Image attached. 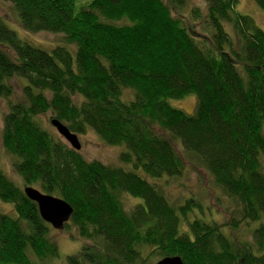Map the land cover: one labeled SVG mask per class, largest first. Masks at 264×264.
<instances>
[{"label":"trees","instance_id":"trees-1","mask_svg":"<svg viewBox=\"0 0 264 264\" xmlns=\"http://www.w3.org/2000/svg\"><path fill=\"white\" fill-rule=\"evenodd\" d=\"M5 1L25 32L72 46L36 48L0 20V146L23 187L71 206L63 229L85 243L65 264H264V31L237 0H204L191 23L187 0ZM188 96L192 114L169 104ZM48 113L124 147L131 170L86 161L41 125ZM188 165L207 173L225 220L200 193L165 192ZM23 187L0 167V200L15 213H0V264H48L59 257L51 226ZM123 194L138 200L129 210Z\"/></svg>","mask_w":264,"mask_h":264},{"label":"rangeland","instance_id":"rangeland-1","mask_svg":"<svg viewBox=\"0 0 264 264\" xmlns=\"http://www.w3.org/2000/svg\"><path fill=\"white\" fill-rule=\"evenodd\" d=\"M191 8H199L202 12L205 11V2L204 0H187L185 7L183 9V14L190 22L189 12ZM237 10L239 13L243 15H247L253 19L254 24L260 29L264 31V12L256 5L254 0H237ZM0 20L12 31L16 33L19 39L29 43L30 45L49 51L54 46H65L68 49L72 46H68L66 43H61L60 39L62 36L59 34H51L48 32H39L35 34H30L25 32L21 26L19 25L15 12L11 3L0 0ZM193 22V21H192ZM191 23V22H190ZM197 24V21L195 22ZM198 25L194 26L197 27ZM197 32H200V28L196 29ZM53 45V46H52ZM52 46V47H51ZM50 47V48H48ZM74 51V50H73ZM10 83L13 87V96L12 100L18 101L22 99V91L21 87L24 85V80L21 78H13ZM130 94L129 92H127ZM172 107L181 109L186 114H192L195 109L196 99L193 96H188L179 101H174ZM3 115H4V102L2 101V108L0 112V140H1V129L3 125ZM50 114L48 113L45 116H42L39 119L41 125L49 132H52L59 136L55 129L51 127L49 123ZM78 141L80 143V150L77 152L81 154V156L88 162L98 161L106 165L111 166H121L120 161H118V156L121 152L125 151L124 147L121 146H111L105 144L97 134L91 129H86L83 134H76ZM59 138H61L59 136ZM64 142H66L64 140ZM121 148V149H120ZM177 150H179L177 148ZM11 159L10 157L2 150L0 146V167L4 171L7 177L14 183L15 186L21 188L23 185L21 184L20 178L14 173L11 169ZM122 168H126L131 170L130 166L122 165ZM264 169V162H263ZM140 175L142 174L140 171L138 172ZM183 184L182 186L180 184ZM166 187L165 192L170 194V198L173 200L174 198H178L180 195L182 196V200L193 194L200 193L201 197L205 201V204H210L211 211L213 216L217 219H226V214H219L221 212L219 206L215 202V198L219 195V193L213 190L210 183V178L207 173L201 168H193L191 166H187L185 176L180 180H170L167 181V184L164 185ZM23 187L22 189H24ZM137 199H132L129 196L122 195L121 201L123 202V206L125 210H129L135 203ZM138 201V200H137ZM215 211V212H214ZM0 213L15 217V213L13 210V206L10 203L3 202L0 200ZM221 222V221H219ZM49 236L52 242L56 245L58 251V258L52 259L48 264H65V258L69 255L75 254L80 250L83 240L79 239L76 229L69 225L68 228L63 230H54L50 228Z\"/></svg>","mask_w":264,"mask_h":264},{"label":"water","instance_id":"water-1","mask_svg":"<svg viewBox=\"0 0 264 264\" xmlns=\"http://www.w3.org/2000/svg\"><path fill=\"white\" fill-rule=\"evenodd\" d=\"M51 125L59 136L75 151L80 150L77 135L72 133L65 125L57 120H52ZM25 196L37 205L40 218L54 230H63L72 214L71 206L61 198L44 194L33 187L23 189ZM153 264H184L180 257H163Z\"/></svg>","mask_w":264,"mask_h":264},{"label":"bare ground","instance_id":"bare-ground-1","mask_svg":"<svg viewBox=\"0 0 264 264\" xmlns=\"http://www.w3.org/2000/svg\"><path fill=\"white\" fill-rule=\"evenodd\" d=\"M158 261V260H157Z\"/></svg>","mask_w":264,"mask_h":264}]
</instances>
